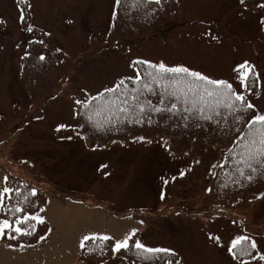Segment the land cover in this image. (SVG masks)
<instances>
[{"label":"rangeland","instance_id":"rangeland-1","mask_svg":"<svg viewBox=\"0 0 264 264\" xmlns=\"http://www.w3.org/2000/svg\"><path fill=\"white\" fill-rule=\"evenodd\" d=\"M25 1L30 13H20L17 0H0V124L5 117L9 121L0 160L5 166H22L25 182L48 194L47 206L36 214L49 228L32 245L9 247L0 241V264H98L81 258L84 236L108 230L122 243L132 229L120 220L122 216L111 218L101 210L105 198L114 203L121 199L122 204L115 206L122 211L143 207L145 220L139 221L137 243L148 249L177 248L178 264H264V190L258 194L264 170L242 160L245 152L249 155L247 151L264 146V35L252 29L256 27L253 15L244 13L238 0H176L143 28L147 30L143 38H137L140 28L127 29L120 19L136 10L130 3L135 0ZM110 37L114 45L109 46ZM27 38L40 55L46 40L51 54L60 56L62 48L63 62L52 67L55 80L43 85L33 80L31 72L22 76L17 58L23 48L16 47ZM139 57L166 68L178 66L186 73L214 76L215 83L222 78L232 86L233 77L237 82L242 77L235 72L238 67L250 70L247 108L234 129L247 124L225 150L224 175L219 177L222 183L216 194L220 197H213L222 206L207 204L204 210L201 196L194 203L193 195L203 193V185L199 187L195 179L187 176L175 184L178 166L193 157L177 142L161 137L131 139L136 145L115 148L110 143L120 142L116 136H99L94 141L100 139V148L88 149L73 137L50 135L71 121L70 95L92 96L98 91L109 99L127 95L126 81L137 79L128 60ZM42 111L41 117L33 119L32 112ZM180 122L189 123L185 117ZM160 183L168 194H156ZM182 186L195 193L188 194ZM4 189L0 183V197ZM193 204L196 216L189 223L185 214H191ZM4 227L0 218V234ZM243 237L253 239L249 245L258 251L255 263L239 262L231 254L232 245ZM101 264L136 263L115 255Z\"/></svg>","mask_w":264,"mask_h":264},{"label":"trees","instance_id":"trees-1","mask_svg":"<svg viewBox=\"0 0 264 264\" xmlns=\"http://www.w3.org/2000/svg\"><path fill=\"white\" fill-rule=\"evenodd\" d=\"M146 7L139 11L134 10L131 11L130 14L136 13L141 21L144 22L145 15L151 11H155L160 6H165V2L158 3L157 1L145 0ZM161 16L155 18L158 20ZM149 20H153L152 16L147 17ZM118 23V21H117ZM125 28H127L126 24ZM124 28V27H123ZM140 28V32L142 31V25H135L134 29ZM110 42L114 41V38L111 37ZM42 48V46H38ZM36 46L30 42L27 48H24L23 51L19 53V64L22 66V76L27 72H31L35 75L33 80L35 82H40L43 85L51 82L56 79V74L53 70V66L57 65L58 62H63L65 55L62 50L59 49L60 56L51 54L48 52V43L47 40L44 44V50L39 54L38 51H33ZM43 49V48H42ZM163 72L157 73L155 70H148L145 65L139 66V75L137 79L134 81L133 79H129L127 82L129 89L127 91V95L119 97V108H113L114 111H124L126 108L131 115L135 117L133 121H131L133 130L138 136H141L142 139L146 138H155L157 134L164 128L165 130L171 129L174 130L176 126L179 124L175 119L176 114H173L171 117L168 113V99L173 102L175 97L183 95H188L189 92L186 88L183 89L177 83L183 82L187 79L188 74L181 71H171V70H162ZM184 90V91H183ZM44 93H39L38 98L40 99L45 95ZM152 99V101H148V99ZM100 96L90 97L86 101L80 103L82 106H91L94 107ZM125 105H122V104ZM111 104L105 105V107H111ZM143 107L142 112L137 113V109ZM176 112V108L175 111ZM6 124L1 122L0 131L4 130ZM141 133V134H140ZM178 134H172V137H177ZM173 139H171L172 141ZM261 142H264L262 140ZM256 150L247 151L249 154L255 155ZM245 155V154H244ZM246 156V155H245ZM247 160V159H246ZM8 191L5 195L4 203L11 200H17L21 197V194L24 189V182L20 177L14 176L9 177L7 181ZM3 240L7 242L5 236H3ZM101 250V249H100ZM100 250H91L88 246H85L84 252L87 257H98ZM143 254V253H142ZM145 256V253L143 254ZM142 255H135L134 260L136 262H140Z\"/></svg>","mask_w":264,"mask_h":264}]
</instances>
